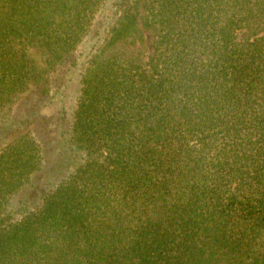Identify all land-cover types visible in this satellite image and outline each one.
Wrapping results in <instances>:
<instances>
[{
    "label": "trees",
    "instance_id": "1",
    "mask_svg": "<svg viewBox=\"0 0 264 264\" xmlns=\"http://www.w3.org/2000/svg\"><path fill=\"white\" fill-rule=\"evenodd\" d=\"M103 2L0 0V108L39 80L29 46L70 60ZM141 7L116 0L71 62L57 183L34 135L4 139L25 123L0 125V264H264V0H145L148 60L106 55L143 38Z\"/></svg>",
    "mask_w": 264,
    "mask_h": 264
},
{
    "label": "rangeland",
    "instance_id": "2",
    "mask_svg": "<svg viewBox=\"0 0 264 264\" xmlns=\"http://www.w3.org/2000/svg\"><path fill=\"white\" fill-rule=\"evenodd\" d=\"M115 1L104 0L90 30L70 60L51 65L49 64L51 55L45 48L37 45L29 46L28 54L30 58L34 59L33 64L38 71L39 80L32 81L29 89L20 94L12 105L0 108V125L10 121L25 123L15 134L10 130L8 134L3 135L5 140L11 141L26 133H31L41 143L45 162L43 174H46V180L38 181L41 187L42 185L47 188L52 187L62 178L63 174L65 175L70 169H73V166L65 168V136L70 135L81 84L80 70L73 71L74 66L71 62L75 58L77 59L80 51L86 48L95 33L101 28V22L104 20L107 10ZM144 1L140 0L142 7L138 22L144 33L143 38L135 42L130 40L120 42L107 50L106 55L117 53L127 58L140 60L142 63L148 60L153 52L152 44L155 32L145 26L147 10L144 7ZM248 34L247 32L239 33L241 37ZM41 107H44V110L39 113L38 109ZM4 146V144H0V151ZM79 152L82 153L81 149ZM96 155L103 157V152H97ZM19 199L28 201L31 207L41 202L36 193L32 194L29 191L17 194L14 198L15 203Z\"/></svg>",
    "mask_w": 264,
    "mask_h": 264
}]
</instances>
